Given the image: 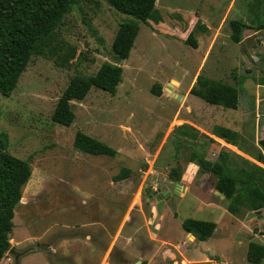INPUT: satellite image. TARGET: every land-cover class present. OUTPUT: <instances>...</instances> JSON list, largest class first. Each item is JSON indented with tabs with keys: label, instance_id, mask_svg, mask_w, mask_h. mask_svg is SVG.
Segmentation results:
<instances>
[{
	"label": "rangeland",
	"instance_id": "374dc122",
	"mask_svg": "<svg viewBox=\"0 0 264 264\" xmlns=\"http://www.w3.org/2000/svg\"><path fill=\"white\" fill-rule=\"evenodd\" d=\"M214 1L219 5L212 13L218 18L225 14L231 0H212V4ZM232 2L225 20L226 32H231L232 20L245 25L242 31L255 30V26L264 21V0ZM208 4L209 0L206 3L204 0H156L154 16L158 17L155 19L158 22L150 23L156 26L153 30L160 33L138 23L139 31L129 58L118 63L122 73L115 95L92 88L83 100L72 101L74 119L68 127L52 122L51 115L69 79L75 75H93L104 62L115 63L111 46L118 25L132 17L117 12L105 0H78L65 14L59 30L51 37V46L46 48L45 55L56 49L54 55L32 56L14 91L9 96H0V144L12 156L28 161L31 167L30 179L14 209L10 250L0 264H15L16 261L17 264H188L186 260L194 245V256L199 257L208 248L210 255L217 252L234 264H249L243 259L242 247L236 249L233 246L239 240L233 237L231 242L224 238L232 233L226 225L228 214L220 215L215 209L201 204L196 194L205 197L206 191L198 186L183 196L173 192L166 200L162 219L150 217L152 226L143 221L141 213L142 210L148 215L149 202L154 201L153 198L148 200L151 192L158 189L163 192L166 186V182L159 179L162 175L154 172L167 176L173 166H179L181 171L187 164L197 166L196 161L190 159L192 154H198L196 151L204 149L208 157L215 159L217 154H214L220 150L234 149L216 140L217 143L208 142L198 134L194 139L184 137L174 127L181 124L180 120L192 119L185 116L184 106L166 91L173 92L178 87L175 82L179 80L178 91L184 94L194 77L211 38L207 33L202 36L201 21H198L199 16L206 13L205 5ZM187 31L193 33V39L198 42L196 50L182 40L183 37L186 39ZM259 31L262 32L255 39L258 37L263 41L264 30ZM255 39L248 44H255L257 49L259 39ZM248 44L240 46L229 38L225 41L220 37L204 72L213 67L217 57H221L222 49H248ZM252 55L251 52L244 54L245 64L237 68L238 75L234 72L235 85H231L238 92L248 89L251 95L255 82L264 84L253 77L258 62L252 60ZM232 66L234 64L222 65L217 71L220 75L207 73L209 78L226 83L220 76L228 70V78ZM245 74L251 76L249 79L253 82L246 84ZM155 84L161 85L163 96L157 97L150 92ZM258 91L259 113H264V94L261 89ZM190 100L207 105L229 119L240 118L238 126L244 130L245 141L243 146L236 143L235 146L256 153L252 145H258L257 140L263 136L259 134L257 138V134L254 135V112L240 110V93L237 110L213 106L195 96ZM184 105L194 111L201 110L188 102ZM179 113V121L174 122ZM244 115L247 117L241 119ZM224 122L218 125L230 128V124ZM214 127L204 124L202 128L210 134ZM78 131L113 148L115 156H90L76 151L73 139ZM158 151L159 156L153 163ZM122 168H129L131 175L121 182H113L112 178ZM198 173L201 184L213 189L215 182L211 176L199 168ZM261 213L244 211L233 218L231 223H239L242 230L237 238L246 242L252 221H255L260 230L257 241L264 243L261 237L264 225L259 219L261 215L264 217V211ZM174 214L176 218H173ZM125 219L126 225L123 224ZM186 219L215 222L220 234L215 232L207 241L197 240L191 244L193 238L188 236L187 242L181 234V222ZM156 223L158 230L154 229ZM168 240H176L177 244L186 242L179 248L182 256L169 243L164 245L160 256H154L153 241L163 245L160 241ZM108 243L110 250L105 259L99 261ZM136 245L147 256L136 255ZM152 256L156 258L152 259Z\"/></svg>",
	"mask_w": 264,
	"mask_h": 264
},
{
	"label": "trees",
	"instance_id": "16d2710c",
	"mask_svg": "<svg viewBox=\"0 0 264 264\" xmlns=\"http://www.w3.org/2000/svg\"><path fill=\"white\" fill-rule=\"evenodd\" d=\"M105 1L111 8L132 19L118 25L111 46L115 63L104 62L93 75H75L69 79L51 115L52 122L61 126L71 125L74 119L71 102L83 100L90 89L96 88L110 95L116 93L122 73L118 63L129 57L139 31L138 23L152 28L150 21L158 22L155 20L158 17L154 16L156 0ZM77 2L78 0H0V96H9L14 91L19 77L32 56L54 55L56 49H51V53L45 55L46 48L51 46V37L59 30L65 14ZM244 26L240 21H230L233 41L240 40ZM254 29L264 30V21ZM185 43L196 48L191 32L187 35ZM161 90V85L155 84L150 92L160 96ZM190 94L211 105L229 109H236L238 105V93L234 87L213 81L203 75L197 76ZM176 130H180L184 137L191 136V139L196 138L198 134V131L188 125H181ZM211 134L233 146L238 139L235 132L219 126H215ZM208 141L213 142L212 139ZM260 147L264 151V139L260 141ZM73 148L90 156L114 157L116 154L113 148L79 131L74 135ZM243 152L254 160H263L258 151L251 153L243 150ZM190 159L196 161L200 170L216 179L217 190L229 200L228 213L236 216L244 211L259 212L264 207L263 169L228 149L219 151L213 162L205 160L203 154H192ZM130 173L128 168H122L112 180L119 182L129 177ZM168 175L174 181H179L181 178L180 171L174 168ZM30 176L29 162L12 156L0 144V262L10 250L14 209L20 202L22 190ZM181 227L187 233H195L200 241L207 240L215 230L213 222L195 219L183 220ZM263 259L264 244L249 242L246 262L260 264Z\"/></svg>",
	"mask_w": 264,
	"mask_h": 264
},
{
	"label": "crops",
	"instance_id": "0c3cea01",
	"mask_svg": "<svg viewBox=\"0 0 264 264\" xmlns=\"http://www.w3.org/2000/svg\"><path fill=\"white\" fill-rule=\"evenodd\" d=\"M204 1L206 3L208 0H204ZM232 1L233 0H231L230 3L227 4V6H226L227 11L225 12V10H224L225 14L221 15L218 18H214V15H213L212 12L214 10V7H217L219 5V2L218 1H216V2L214 1V4H212V0H209V4L208 5H205V11H206V13L205 14L204 13L201 14L199 16V18H198V21H201V22H199V26L202 28V36L207 33L211 38H209L208 45H207L206 49H204V54L201 57L200 64H199L198 68L196 69V71L194 72V77L192 78V80L190 79V82L188 83L187 87L185 88L184 94H181L178 91L179 88L181 87V82L179 80H177L176 82L174 81L176 84H178V87L175 88L173 92L170 90L171 93H175L176 95H178L181 98L180 100H177V101H179L181 103V106H184V108H185V114H186L185 116L186 117L189 116L192 119V120H188V119L180 120L181 124L180 125H176V127H174V128L177 129V127H179L181 125H188V126L192 127L193 129H195L196 131H198V135H200V137L202 136L203 139H207V141L209 139H212L213 142L210 141L211 143H217V142H215V140L216 141L220 140L218 142H220L222 144L224 143V145H226L227 147L228 146H232L234 149H231L230 148L231 150H233L231 152H233V153H235V154H237V155H239V156L247 159L248 161H250L251 163H253L257 167H259V168H261V169L264 170V151L260 147V141L264 139V113L263 112L259 113L258 101H259V97L260 96L257 97V94L259 92L258 90L261 89V91H262V88L261 87L264 88V84H259L260 82H255L254 84L252 83L253 86H254V89H255L253 95H251L249 93V90L248 89H246L245 92H243V90L240 91V92H238V90L234 87L237 90V93H238V105H237V108L236 109H230V110H237L238 108H240V102H239V93H240L241 94V108H240V110L243 111V113L248 112V111H253L254 112V119H255V121H254V125H255L254 135L256 136V134H257V138L259 137V134H260V136L261 135L263 136V137L260 138V140L258 139L259 141L257 140V144L258 145H252L253 146V149L256 150V152L258 151V152L261 153V155L263 157V160L262 161L254 160L251 156H249L248 154L244 153L243 150L240 149L239 147H236V146L227 144L222 139H219L216 136L212 135L211 134L212 133V130H211L210 134H208V132L205 129L202 128L204 124H207V125L212 124L214 126L223 127L221 125H218V123H220L222 121H226L224 123H229L230 124V126H229L230 128H226V127H223V128H226V129H229L232 132H235L238 135V139H237L236 143L238 145L241 144V146H243L242 143H243V141H245V138L243 136L244 130H242L238 126V120L240 118H238V119H232L230 117L231 119H229V117L226 116L225 114L220 113L219 111H216V110L214 111L210 107H208L207 105H204L202 103H199V104L198 103H193L190 100L191 97H194L192 94H190V89L194 85L197 76L198 75H204L205 74L206 75L205 77L209 78L210 76L208 75L207 72H209L210 75H215L214 73L218 74L217 71H218V69H220L222 67V65L228 67L230 64H234V66H232L231 69H230V76L228 78L226 76V73H228L227 72L228 70L226 72H224L223 75L220 76L228 84L223 83L221 81L213 80L211 78H209V79H211L213 81H217V82L223 83V84H226V85H229L230 84L229 86L235 85V81H234L235 80V76H233V75H235L234 72L237 71V75H238V70L239 69H237V68L239 66H241V65H244L245 64L244 63V60L247 59L246 57H244V54H248L250 52H251V54H253L252 55V60L258 62V65H255V67H254L255 68V72L253 74V77H255L256 80H262V81H264V76H260L261 74L264 73V66L261 65V62L264 63V56L261 55V53L264 54V49H260V47H264L263 46L264 45V40L261 41L257 37V39L260 40V41L258 40V42H257V43H259L258 44L259 46L257 47V49L254 48L255 47V44H253V43H251L250 45L248 44L249 41L255 39V36H257L258 34H260L262 31H259V30H251V31L250 30H247V31L246 30H243L242 33H241L240 40L238 42H236V41H233L231 39V34H230L231 32L230 31L229 32H226L227 30H224L225 20L228 18V15H229V12H230V8H231V6L233 4ZM151 26L153 28H155L154 25H152V23H151ZM153 28H151V30L153 32L160 33L159 31L157 32L155 29L153 30ZM187 32H186V34H189L190 31H187ZM192 35H193V33H192ZM220 37H222L223 39H225V41H226V38H229V40L231 42H235V43L239 44L240 46H243V45L248 44L249 45V46L247 45L248 46L247 47L248 49H242V48H239V49H222L221 50L222 51L221 52V57H217L215 59V61L213 62V64H212L213 67H211V69H209L207 72H204V69H205L207 63L209 62L210 57L212 56V53L214 51V47L216 45V42H217V40ZM257 39H255V40H257ZM182 40L185 42V38L184 37H183ZM194 40H195V43H196V48H193V49L196 50L198 48V42H197L196 38H194ZM249 48H252V49H249ZM256 51H258V52L260 51V53H256ZM254 54H256L257 56L255 57ZM223 61H226V62H223ZM218 75H220V74H218ZM245 77L247 78L246 79L247 80L246 81V84L249 83V82H253V80L251 81V79H249V78H251V76L246 75ZM261 93L264 94L263 91ZM163 95L164 94H163V89H162L161 90V95L160 96H157V97H161ZM186 102H188V104H191L192 106L200 107L201 110L200 111H194V109L192 110L190 106L185 107L184 104ZM213 106H219V105H213ZM220 107H222V106H220ZM223 108H225V107H223ZM227 109H229V108H227ZM207 112H209V113L207 114ZM180 114L181 113L177 114V116L174 117L175 118L174 122L175 121H179L177 119V117ZM245 117H247V116L244 115L243 117H241V119H243ZM182 122H183V124H182ZM206 128H210V126H207ZM207 135H209L210 138H208ZM161 148L159 149L160 151H161ZM245 148H248V147L245 146ZM160 151H158V154L156 155L155 159L153 160V163L156 162V160H157V158L159 156ZM196 152L199 155H202L203 154L204 157H205V160H208V161H211V162L215 161L216 160V157H217L216 156L215 159H212V158L208 157V155L206 154L207 152L204 149L203 150H200L199 152L198 151H196ZM218 153H215L214 155H216V154L218 155ZM158 163H159V160H158ZM177 165H179L178 162H177ZM173 168L174 169H178L180 171V173H181V178H180L179 181H174L173 179H171L169 177L168 174H167V176H164L163 174H159L158 171L157 172H154L155 175H162V177H160L159 179H163V181L166 182V186H165V189L164 190H168L170 192V195L173 194V191L176 189L175 183L178 182L180 184L177 187L178 190H176L178 192L176 195H178V196H183L188 191H190V190L192 191V189L195 191V189H198L197 186L199 187V189H201L203 191H206V196L205 197L202 196V195H197V194H196V197L200 200L201 204L206 205V206H209L212 209H215L216 211L220 212V215H223V214L224 215H227L228 214V222H227L226 225H227V227L230 230H232V233L229 235V237H224V238H227L231 242H232V238L233 237L239 240V241H236L233 244V246H236L235 247L236 249L238 247L239 248L242 247V249H243L242 252L244 254L243 255V259L245 261H246V252H247V247H248L249 242H256V243H259V244H264L262 241H257L258 238H259L258 233H260V230L257 229V227H258V224L257 223L258 222H255V221H252V227H250V229H249V232L250 233L248 235V240L246 242H243L239 238H237V236L239 234H242V230H240V224L239 223H233V222H232L233 224L231 223V221L233 220V218H235V216L232 215V214H230V213H228V211H227V205L229 203L228 198L225 195H223L221 192L220 193L223 195V198L220 197V196H218V197L221 198V199H219L218 197H216L215 191H218V190L216 188V179L214 177H212L209 173L204 172L207 176H211V178L215 182L214 186H212L213 189H209L208 187H206L203 184H201V180L197 179L198 176L200 175L198 173V168H199L198 166L187 164L185 166V168H183L184 169L183 171H181V169L179 168V166H177V167H174L173 166V167L170 168V170L173 169ZM131 173H132V171H131ZM131 173H130V175H131ZM198 180H199V184L196 185V182ZM121 181H123V180H121ZM121 181H119V182H121ZM153 189H155V187H153ZM84 191H86V190H84ZM154 191H156V190H154ZM180 191H181V193H180ZM153 192H151V195H152ZM124 195H127V194H124ZM149 196H148V200H150V199L153 198L154 201L149 202L148 215H146L142 210H141V213L143 215V217H142L143 221L146 222L147 225H151L152 226V221H151L150 217L152 219L153 218L156 219L157 217L159 218V220L162 219V216H163V213H164L163 211H164V209L166 207V201H164L163 205L160 207L161 210L158 211L157 210L158 202L155 200L154 197H149ZM22 203L24 205V202H22ZM263 211H264V207L261 208L259 210V212H252V211H248V212H252L254 214L255 213L262 214L261 212H263ZM125 217H127V216H125ZM17 218H19L18 215H17ZM173 218H176V214L173 215ZM259 219H260V223L264 225V217L261 215V217ZM159 220H158V225L160 223ZM17 221H18V219H17ZM203 221H207V220H203ZM213 223L215 224V230L212 233V235L215 234V232H219L218 224L215 223V222H213ZM123 224L124 225L127 224L126 219L124 220ZM158 225L156 223L154 225V229L158 230L157 229L158 228ZM181 231H182L181 234H183L186 237L187 242L189 241L188 240V236H191L193 238V240L191 241V244H195V242L197 240H199L198 239V236L195 233H187V232H185L182 229V227H181ZM235 232H237V233H235ZM219 234H220V232H219ZM212 235L208 239H210L212 237ZM263 235L264 234H262L261 237H263V239H264V236ZM207 240H205V241H207ZM153 242L154 243L152 245V251H154V256H157V257L160 256L163 253L162 252L160 254L161 250L165 249L164 248V245L165 244H168V243L171 244L173 247L176 248V250L178 251V254H180L181 256L183 254L179 252V248L182 247L183 245H186V242H182V243L177 244V243H175L176 240H174V241H172V240L160 241V242L163 243V245H161L159 242H156V241H153ZM219 242L220 241H217V243H219ZM135 243L136 242H134V244ZM138 246L139 245H136V253L135 254L138 255V256H140V255L141 256H147L146 253L143 250H139L138 249ZM154 246H156L157 248H155ZM195 247L196 246L194 245L193 250H191V252L189 254L190 258L186 260L188 264H207V263H209V264H234L231 261L224 260L222 258V256L216 254L217 252L214 253L213 255H210L208 253V250H209L208 248H206V250H205L206 252H204V254L206 256H204L203 253H201L199 257L198 256H194V253L193 252L196 251V248ZM109 250H110V244L108 243V245L103 249V253H102V256H101V258H100L99 261H103L105 259V256H106V254H108ZM154 256H152V259H153ZM154 258H156V257H154ZM213 258H215V259H213ZM263 261H264V259H263ZM263 261L260 264H262Z\"/></svg>",
	"mask_w": 264,
	"mask_h": 264
},
{
	"label": "water",
	"instance_id": "95a60500",
	"mask_svg": "<svg viewBox=\"0 0 264 264\" xmlns=\"http://www.w3.org/2000/svg\"><path fill=\"white\" fill-rule=\"evenodd\" d=\"M169 86H171L168 83ZM166 91H168L169 93H171L170 89H166ZM171 95L176 99V100H180L181 98L176 95L175 93H171ZM176 185V189L173 191L175 194H177L178 192L176 190H178V186L180 185L178 182L175 183ZM170 196V192L168 190H164L163 192H160L159 190H156L152 193V195H150L149 197H155V200L158 202L157 205V210L160 211V207L163 205L164 201L168 200ZM17 264V261L16 263ZM138 264V263H137Z\"/></svg>",
	"mask_w": 264,
	"mask_h": 264
},
{
	"label": "bare ground",
	"instance_id": "6f19581e",
	"mask_svg": "<svg viewBox=\"0 0 264 264\" xmlns=\"http://www.w3.org/2000/svg\"><path fill=\"white\" fill-rule=\"evenodd\" d=\"M215 194L219 195V196H221L223 198V196L218 191H215Z\"/></svg>",
	"mask_w": 264,
	"mask_h": 264
},
{
	"label": "flooded vegetation",
	"instance_id": "af4514ba",
	"mask_svg": "<svg viewBox=\"0 0 264 264\" xmlns=\"http://www.w3.org/2000/svg\"><path fill=\"white\" fill-rule=\"evenodd\" d=\"M155 198V197H154ZM12 253H13V251H12ZM14 255V254H13ZM18 255V254H17Z\"/></svg>",
	"mask_w": 264,
	"mask_h": 264
}]
</instances>
